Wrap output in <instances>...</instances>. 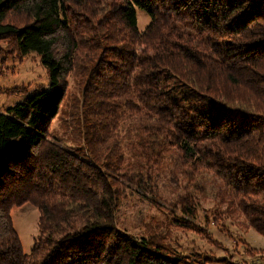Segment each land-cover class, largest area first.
Here are the masks:
<instances>
[{
  "label": "trees",
  "instance_id": "obj_1",
  "mask_svg": "<svg viewBox=\"0 0 264 264\" xmlns=\"http://www.w3.org/2000/svg\"><path fill=\"white\" fill-rule=\"evenodd\" d=\"M2 37L48 81L0 110V264H192L118 212L138 195L204 232L183 217L208 183L264 236V0H0Z\"/></svg>",
  "mask_w": 264,
  "mask_h": 264
},
{
  "label": "rangeland",
  "instance_id": "obj_2",
  "mask_svg": "<svg viewBox=\"0 0 264 264\" xmlns=\"http://www.w3.org/2000/svg\"><path fill=\"white\" fill-rule=\"evenodd\" d=\"M97 5L103 4L101 2ZM13 16L14 22L22 24L20 16ZM136 16L138 28L143 29L149 16L141 9L136 10ZM12 39L0 38V110L21 99L27 91L46 85L48 81L39 55L33 51L21 54ZM67 81L69 94L73 86L71 74L67 76ZM57 122L58 117H55L51 122L52 129L57 126ZM216 193L215 188L206 184L205 191L197 197L196 217H183L204 232L197 231L192 226H175L172 223L175 210L168 209L165 205H155L138 195L127 198L125 204L121 205L118 216L123 222L121 224L133 233L142 232L143 229L146 232V225L150 228L157 223L167 226L170 246L192 264L195 256L199 258L196 264H264V236L246 225L243 214L237 218L232 214H219L223 204L219 202V197L215 198ZM175 213L181 215L180 210ZM38 214V207L28 201L12 206L10 210L13 226L20 235L26 252L30 250L33 235L38 228Z\"/></svg>",
  "mask_w": 264,
  "mask_h": 264
}]
</instances>
